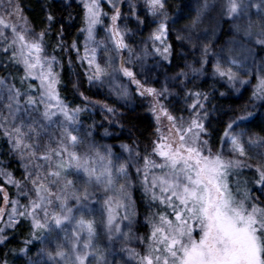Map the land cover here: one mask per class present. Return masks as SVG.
I'll return each mask as SVG.
<instances>
[{
    "label": "snow or ice",
    "instance_id": "6c2138e0",
    "mask_svg": "<svg viewBox=\"0 0 264 264\" xmlns=\"http://www.w3.org/2000/svg\"><path fill=\"white\" fill-rule=\"evenodd\" d=\"M104 2L77 0L83 8L82 26L69 43L65 36L74 17L69 13L67 23L58 19L57 0L40 5L39 30L21 0H0V73H7L0 75V141L6 144L0 151V177L16 189L11 199L0 186V244L8 239V229L26 221L28 235L18 255L26 256L27 264H121L108 259L117 251L127 258L123 264H264V126L260 134L236 131L257 113L244 108L241 115L222 122L220 111L207 106L209 94L189 87L208 71L211 54L214 77L236 88L254 75L252 100L264 102V57L257 65L254 52L257 45L264 51V0H220L218 16L230 24L233 40L220 53H212L209 40L201 48V59L171 76L175 49L197 47L190 34L181 33H190L215 6L204 0L191 25L177 29L180 43L173 45L166 0H144V19L136 0H106L110 13ZM72 6L64 0L60 7L67 11ZM106 16L110 22L105 37L98 39V26ZM147 17L154 18L153 28L140 41L143 47H134L130 37L150 23ZM133 21L136 31L128 27ZM211 34L215 37V26ZM73 52L82 67L87 65L84 79L89 86L107 84L125 106L134 99L132 87L136 97L147 101L154 123L143 148L136 124L129 120L125 128L127 118L109 104L101 110L118 131L105 128L103 135L128 141L120 143L119 154L92 139L94 125L83 128L80 117L87 106L72 108L60 95L57 68L63 64L56 53L67 55L71 68ZM81 98L88 99L83 93ZM260 119L264 121V113ZM217 140L220 147L214 150ZM13 164L19 179L8 170ZM245 169L250 178L241 183ZM142 205L147 212L143 225ZM138 225L147 227L145 236H137ZM133 240L143 251L131 246ZM29 245L36 248L35 256Z\"/></svg>",
    "mask_w": 264,
    "mask_h": 264
},
{
    "label": "trees",
    "instance_id": "16d2710c",
    "mask_svg": "<svg viewBox=\"0 0 264 264\" xmlns=\"http://www.w3.org/2000/svg\"><path fill=\"white\" fill-rule=\"evenodd\" d=\"M24 5L25 14L29 16V19L33 21L34 26L39 30L41 27L40 21L42 19L40 5L45 2V0H21ZM194 14L189 15L188 19L186 16L182 15V11L187 7L186 0H166L165 11L167 12V21L170 26V37L169 43L173 45H178L180 42L176 40L177 29H186V26H190L193 19L196 17L198 9L203 5L204 0H194ZM64 0H57V18H63L67 23L68 14L71 13L74 19L71 22V27L68 28L66 32L65 39L70 43L71 39L74 38L78 29L82 26L83 19V8L80 4L74 0H69L72 3V7L64 11L61 9V5ZM215 6V11L208 13L205 17L202 18L201 23L194 29H191V32L184 31L182 35L190 34L197 44V47H202L204 43H207L209 40L212 43V48L215 44L224 42L217 50L214 52L220 53L222 47L226 49L229 44V41L233 40V35L229 34L230 24L221 20L218 16L219 13V3L220 0H209ZM105 11L110 13V9L103 3ZM107 17V16H106ZM108 18V17H107ZM173 21H176L173 24ZM215 21H219L218 26L215 25ZM215 26V37L212 36L211 30ZM59 25L56 26V29L53 30V35L58 31ZM52 42H50L51 44ZM188 44H186L187 46ZM48 53H52V49L49 46L47 49ZM176 55L173 56L172 65L168 75L171 76L175 72L180 71L182 67L186 65L184 59L178 58V56L183 57V53L180 48L175 49ZM254 52L259 57L264 56V51H260V46H255ZM58 59H62L63 68H59L61 73V85H60V95L66 103L73 106L85 107L87 106V112L81 113L82 126L85 130L89 128L90 125H94V135L93 138L97 144L100 142L104 146H113L116 153H120L119 145L120 143H127L128 141L124 138H116L113 136H104L103 132L105 128H109L110 131H118L115 128V125L109 126V121L106 118L105 114L101 110V106L104 104H109L112 107L117 109L118 115H123L127 119L124 121L125 128H127L128 121L131 120L137 126V130L142 134L141 148H143V140L150 138L153 134V119L151 114L147 112V104L145 101H141L140 97H136L133 93L134 99L129 106H125L121 101H116V97L105 87L99 86H89L87 81L84 79V69L81 64L76 61L75 52L72 53L71 59L73 61L72 67L69 68V57L56 53ZM226 55V53H225ZM256 59V64H257ZM212 63L213 59H209V64L206 65L208 71L196 78L192 84L189 85L190 88L194 90H199L201 92H206L209 94L208 108L212 110L215 107L220 111L221 121L227 122L230 118H235L242 114V109L248 108L249 110L254 111L255 113L258 107L261 104V101L252 100V91L256 85L255 76L249 80V83L242 86L240 91H236L233 87H230L225 81L221 80L219 77H214L212 75ZM0 75H7L6 72L0 73ZM162 79V78H161ZM82 82L79 85V88H74L73 84L76 82ZM19 85V80L16 81ZM35 83V82H34ZM225 93L223 96L220 93ZM81 93L84 96L88 97L87 100L81 98ZM191 103V100H189ZM135 109V111H133ZM176 115H180L179 112ZM215 116V114H214ZM257 116L251 121L245 123L251 124L252 122H257ZM103 125V127H101ZM216 127V125H213ZM126 136V132H125ZM5 143L0 141V151H3ZM220 147L218 140L215 142V149L218 150ZM246 178H250L248 170H244V174L240 177V182L243 183ZM235 183V181H233ZM0 186L5 188V191L8 192L9 197L13 199L14 189L8 185L3 184V178L0 177ZM137 200L140 198V193L137 191L135 193ZM3 201V196L0 193V204ZM141 216L144 217L147 212L145 207L142 205L140 208ZM28 223L22 222L16 229H8L7 237L8 239L4 244H0V264H19L22 261L24 263V256L18 255L19 249L23 247V241L27 237L28 232ZM140 236H145L147 234V227L135 226ZM29 247H33L29 245ZM116 247H119L117 245ZM16 253V254H14Z\"/></svg>",
    "mask_w": 264,
    "mask_h": 264
},
{
    "label": "rangeland",
    "instance_id": "374dc122",
    "mask_svg": "<svg viewBox=\"0 0 264 264\" xmlns=\"http://www.w3.org/2000/svg\"><path fill=\"white\" fill-rule=\"evenodd\" d=\"M75 2H77V0H74ZM194 0H186V3H187V7H185L184 9H183V11H182V15H184V16H186V18L188 19V17H189V15H193L194 14V10H195V8H194ZM21 3L23 4V2L21 1ZM104 3H106V0H105V2ZM136 3H137V5H138V7H139V12H140V18L141 19H144L145 18V12H146V6H145V3H144V0H136ZM106 5L108 6V4L106 3ZM24 6V5H23ZM109 8V7H108ZM123 8H124V13H125V15H127V11H128V9H127V3L125 2L124 3V5H123ZM110 9V8H109ZM110 12H111V9H110ZM147 19L149 20V24H147V25H145V26H143L139 31H136V26H135V21H133L131 24H129L128 25V27L129 28H132L134 31H136V35H134V36H132V37H130V42H132L133 43V46L134 47H143V45L142 44H140V41H142V40H147V38H148V35H149V32L152 30V28H153V25L151 24V21L154 19V18H152V17H147ZM162 19V18H161ZM110 21H109V18H107V17H104V24H102V25H99L98 26V35H97V38L98 39H104V37H105V32H104V28L107 26V24L109 23ZM124 21H121V27H123L124 26ZM229 34H232V32H231V30H230V26H229ZM233 35V34H232ZM80 40L81 41H83V36H81L80 37ZM224 42H221V43H218V44H215L214 46H213V48H212V53H218V52H214L215 50H217L222 44H223ZM202 48V47H201ZM201 48L200 47H196L195 49L192 47V45H185V49L187 50V51H185L184 49H181V51H182V53H183V55L184 56H186L187 58L186 59H184V62H186V64H188V63H192L193 61H197V60H199V59H201ZM49 55H51L50 53H48ZM76 54V53H75ZM84 53H83V46H82V44H81V51H80V55L82 56ZM127 54L125 53V56H126ZM262 57H264V56H262ZM104 54H103V52H100V54H99V59L101 60V61H103L104 60ZM209 59H213V63L215 62V56L214 55H211L210 54V57H209ZM249 63L251 64V61H249ZM261 63V60L258 58L257 59V65H259ZM131 66V65H130ZM198 66V65H197ZM84 70L87 68V65L85 64V65H83V67H82ZM137 70H139L138 68H137ZM57 71H59V67L57 68ZM251 71L254 73L255 72V68L253 67L252 69H251ZM252 77H254V75L253 76H246V77H244V79H247L248 81L252 78ZM120 80H121V82H123V83H125V84H127L128 82L126 81V80H124V78L123 77H121L120 78ZM97 86H99V87H105V88H107L108 90H109V87H108V85L107 84H105V85H103V86H101V85H97ZM241 88H242V86H239V85H237L236 86V88H234L237 92L238 91H240L241 90ZM237 89H239V90H237ZM131 91H132V93H135L134 92V87H132L131 89H130ZM123 104H125L123 101H121ZM131 102H132V100L131 101H129L128 102V104H127V106H129L130 104H131ZM146 102V104H147V101H145ZM262 103H264V102H261V104ZM261 104H260V106L258 107V109L256 110V112H257V119L258 120H256L257 122H252L251 124H247V123H245V127H243V128H238V129H236V131H245V132H251V133H255V134H260V130H261V127L262 126H264V121H262L261 119H260V114L261 113H264V108H262L261 107ZM72 108H75L76 106H73V105H71V104H69ZM148 106V105H147ZM97 143V142H96ZM98 145H100V146H104L103 144H101L100 142L98 143ZM4 149L6 148V144L4 145V147H3ZM3 149V150H4ZM81 151H83V148H81ZM122 155H124L125 157H126V154H122ZM9 171H13L14 173H15V177H16V179H19L20 178V171H19V169H17V168H15V165L13 164V166L12 167H10L9 169H8ZM132 175L134 176L135 175V171L133 170V172H132ZM2 194V196H3V193H1ZM14 198H16V189H14V196H13V199ZM21 202L22 203H26V201L23 199V198H21ZM71 203V202H70ZM4 207V201H2V203L0 204V208H3ZM11 210V206L9 205L8 206V208L6 209V211H10ZM4 220L6 221L7 220V215H5L4 216ZM143 222H144V217H142L141 215H140V223H141V225H143ZM124 223H126V222H124ZM3 226V224H0V227H2ZM139 226V225H138ZM69 227V230L71 229V226L69 225L68 226ZM127 229H125V231H126ZM134 231H136V234H137V236H140L141 234L140 233H138L137 232V230H136V228L134 227ZM147 231H148V229H147ZM194 236H195V238H199V233L198 232H196V233H194ZM100 243H104V241L103 240H101L100 241ZM132 247H135L138 251H143V247L141 246V245H139V243H138V240H133V242H132V245H131ZM119 247H117V249H118ZM35 252H36V248H34L33 247V250H32V252L30 253V255H32V256H35ZM24 258H25V260H24V263L23 264H27V257L26 256H24ZM108 259L111 261V260H117V261H121V264H123V260L124 259H127L125 256H124V254L123 253H119L118 251H117V254L115 255V256H113L112 254H108ZM19 264H22V261H21V263H19ZM130 264H135V262L133 261V262H130Z\"/></svg>",
    "mask_w": 264,
    "mask_h": 264
}]
</instances>
